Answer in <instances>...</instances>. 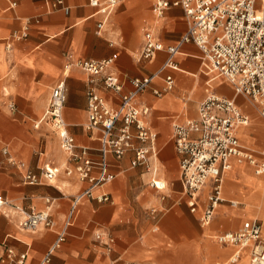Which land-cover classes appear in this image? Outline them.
<instances>
[{
  "label": "crops",
  "instance_id": "1",
  "mask_svg": "<svg viewBox=\"0 0 264 264\" xmlns=\"http://www.w3.org/2000/svg\"><path fill=\"white\" fill-rule=\"evenodd\" d=\"M64 1L70 6L68 14L60 9L49 10L46 0H0V85L2 92H9L15 101V109L10 111L3 96L0 97V194L25 209H43L46 197L53 200L54 225L34 231L19 227L21 215L5 216L0 211V255H4L6 247L13 250L15 259L25 253L23 264H40L44 260L70 208L71 196L87 185L75 176L64 175L61 168L66 156L56 133L42 124L33 126L47 106L52 87L62 79L65 55L96 60L112 57L113 64L108 70L116 72L125 82L124 91L130 89L127 78L154 72L166 56L164 51H159L152 60H138L134 53L140 47L142 27L153 20L151 0H122L99 33L96 24L101 17L89 4L90 0ZM13 2L15 5L11 6ZM156 24L163 43H175L186 29L182 8L171 6ZM24 27L27 36L11 40L12 32ZM8 43L10 47L6 46ZM175 59L179 69L167 71L174 79L172 89L161 96L153 95L151 88L162 84L161 77H156L139 95L151 107L147 122L157 133L159 163L156 160L155 165L170 188L168 196L160 200L149 185L150 174L130 166L132 151L119 160L110 156V171L115 177L93 191L94 197L105 193L108 200L99 202L91 198L80 202L64 241L52 250L44 264H210L200 255L204 228L189 211L181 192L178 156L171 133L173 122L196 115L207 80L201 51L193 42L184 43ZM65 83L62 114L67 130L78 145L95 148L99 144L98 135L83 127L87 119L88 75L73 67ZM223 83L218 80L216 91L234 97L233 88ZM99 92L111 105L118 104V93L101 88ZM237 104L251 116L248 124L239 128L240 143L263 149L264 128L259 127H264L263 122L247 106L248 102ZM4 146L10 155L25 162L37 174L44 166L59 167V172L51 182L41 179L37 184L25 183L22 169L6 161V155L1 152ZM254 172L246 160L230 159V168L224 174V201L216 210L223 215L220 226L227 228L226 231H234L243 220L258 218L264 212V188L256 189V177L247 175H255ZM260 179L264 182V177ZM153 207L156 212L151 214ZM96 233H102V239H96ZM105 234L114 239L111 250L103 244ZM233 251L230 247H212L209 257L224 261ZM243 252L236 264H251ZM0 264H8V260Z\"/></svg>",
  "mask_w": 264,
  "mask_h": 264
},
{
  "label": "built area",
  "instance_id": "2",
  "mask_svg": "<svg viewBox=\"0 0 264 264\" xmlns=\"http://www.w3.org/2000/svg\"><path fill=\"white\" fill-rule=\"evenodd\" d=\"M49 10H62L65 14L70 6L64 0H46ZM122 0H90L95 13L101 19L97 21L99 33L106 20ZM15 3H11V6ZM171 6H180L186 21V29L173 44L165 45L157 33V24ZM153 20L142 27L138 60H152L156 53L164 51L166 56L158 69L143 76L127 78L130 89L123 90L125 82L120 76L108 70L113 58L84 59L65 55L62 67V79L51 89L47 106L40 118L33 122L37 128L45 124L58 137L61 151L66 156L62 166L65 176H75L87 185L75 192L70 199V208L64 215L62 226L53 245L44 260L48 261L52 250L65 239L67 229L73 222L77 207L85 199L95 198L102 202L108 200L107 194L93 196L95 188L112 181L115 173L110 171L109 157L121 159L127 151H132V168L140 167L142 172L151 174L149 180L160 200L168 196L167 182L157 173L155 165L159 150L156 145L157 133L147 122L151 115L150 105L139 95L150 87L156 77H161L160 87L151 88L155 96L170 91L174 84L168 70H178L176 56L186 42H193L201 51V60L206 72L215 73L226 80L234 91V97H226L213 91L206 81L204 97L197 105L196 116L183 121H175L171 126L175 152L178 156L179 180L181 192L191 213L197 216L200 227H208L216 214V208L224 199L222 182L225 172L230 168V159L239 157L254 166L256 174H264V148L260 150L261 160L244 147L238 136L239 128L248 124L249 116L238 106L236 96L248 98L264 119V0H152ZM27 36L24 27L12 32L11 40H20ZM10 43V42H9ZM7 47H10V44ZM73 67L80 68L88 75L86 89L87 119L84 129L98 136V146L78 145L63 118V106L66 101L65 78ZM207 74V73H206ZM119 94V101L113 106L100 94L99 89ZM5 106L13 111L15 101L9 92L3 93ZM6 161L22 169L23 181L37 184L41 179L51 182L59 172V167L44 166L37 174L29 169L25 162L10 155L6 146L1 148ZM53 200L45 198L43 209L30 207L25 209L0 194V211L5 216L21 215L19 227L34 231L39 227H52L51 215ZM232 206L234 202H230ZM156 208H150L154 214ZM102 233H96V239H102ZM104 246L111 250L114 239L105 234ZM220 247L232 245L233 253L224 261L216 264H236L241 251H247L251 264H264V213L262 218H250L242 221L235 231H225L214 236ZM0 262L23 264L25 253L15 259L11 248L4 249Z\"/></svg>",
  "mask_w": 264,
  "mask_h": 264
},
{
  "label": "rangeland",
  "instance_id": "3",
  "mask_svg": "<svg viewBox=\"0 0 264 264\" xmlns=\"http://www.w3.org/2000/svg\"><path fill=\"white\" fill-rule=\"evenodd\" d=\"M152 1V0H151ZM149 22H151V20L149 21ZM142 36V30H141V32H140V36H139V40H140V37ZM138 51V50H137ZM137 51H135L134 53L135 54H137ZM204 72H205V79L206 80H208L209 78H210V75L211 74H206V69L204 68ZM223 82L224 83H227V84H229L226 80H224L223 79ZM223 83V84H224ZM212 88H213V91L215 92V93H217V94H219L217 91H216V84L214 85V82L212 81ZM230 85V84H229ZM231 86V85H230ZM206 87V84H204V88ZM2 88H3V85L1 84L0 85V97H2V94H3V92H2ZM218 88V87H217ZM204 90H203V97H204ZM238 98L239 99H241V100H238ZM237 98V102L238 103H240V102H249L250 100L248 99V98H246V97H243V96H240L239 95V97ZM202 99V98H201ZM201 101V100H200ZM199 101V102H200ZM251 102V101H250ZM250 109H253V111H254V113H255V115H256V117H258L259 119H261V121L263 122V124H264V119L259 115V113L257 112V109H256V107H254V106H250L249 104L247 105ZM245 111H246V109H245ZM248 111V110H247ZM246 111V112H247ZM194 116H196V115H192V116H190V117H194ZM249 118H251V116L249 117ZM32 124V123H31ZM43 126H45V127H48L49 128V126H47V125H44V124H42ZM41 126V125H40ZM253 126H254V123H253ZM259 127H261V128H264V127H262V126H259ZM262 130H264V129H262ZM244 136V134H242V137ZM246 143H248V142H246ZM243 145V144H242ZM244 146V145H243ZM244 147H246L247 149H249L253 154H254V156L255 157H257L258 158V160H261L260 158H261V155H260V150H261V147H259V148H252V147H248V146H244ZM157 162L159 163V161L157 160ZM252 165V164H251ZM253 166V165H252ZM253 168H254V166H253ZM248 175V177H250V178H254V177H256V180H257V182H256V189H261V188H264V182H263V179H260L261 178V176H256V175H253V174H251V173H248L247 174ZM162 177V176H161ZM262 177H264L263 175H262ZM168 185V184H167ZM154 189V188H153ZM167 192H169L170 191V188H168L167 190H166ZM154 192L156 193V191H155V189H154ZM157 194V193H156ZM260 210H261V208L257 211V213H259L260 212ZM264 213V212H263ZM263 213H262V215H260L258 218H262L263 217ZM221 218H223V215L222 214H219L218 212H216V214H215V216H214V218H213V220H212V222H211V224L208 226V227H205L204 229H203V231H204V233H203V235H202V237L200 238V244H199V246H200V255H201V257L203 258V259H206V262H208V263H210V264H216V262H218V261H223L222 259L223 258H217V257H209V252H210V248H212V247H217V246H219V244L216 242V239H215V237L214 236H216L217 234H219V233H222V232H225L226 230H227V228H224V227H221L220 226V222L223 220V219H221ZM224 221V220H223ZM240 226L239 225H237L234 229L235 230H237L238 228H239ZM234 230V231H235ZM225 247H230L231 249L232 248H234L232 245H227V246H225ZM223 248V247H222ZM246 254V253H245ZM246 256L249 258V256L246 254ZM241 258H242V256H241Z\"/></svg>",
  "mask_w": 264,
  "mask_h": 264
},
{
  "label": "bare ground",
  "instance_id": "4",
  "mask_svg": "<svg viewBox=\"0 0 264 264\" xmlns=\"http://www.w3.org/2000/svg\"><path fill=\"white\" fill-rule=\"evenodd\" d=\"M207 74H211L210 75V78L208 79V83L212 86L213 84H212V81L214 82V85L218 82V80H223L221 77H219L218 75H215V73H212V72H206ZM213 87V86H212ZM251 106H254V104L252 103V102H248ZM255 107V106H254ZM245 146V145H244ZM158 168V167H157ZM159 171V170H158ZM255 173V172H254ZM227 174V173H226ZM255 175L256 176H262V175H264V174H262V175H258V174H256L255 173ZM226 176V175H225ZM225 176H224V178H223V182H222V190H223V183H224V179H225ZM151 179H155L154 177H152V175L150 174V179L149 180H151ZM164 179V178H163ZM164 181H166L165 179H164ZM235 203V202H234ZM218 207V206H217ZM216 210H217V208H216ZM244 250H242L241 252H243ZM243 253H246V252H243ZM242 253V254H243ZM248 254V253H247Z\"/></svg>",
  "mask_w": 264,
  "mask_h": 264
}]
</instances>
